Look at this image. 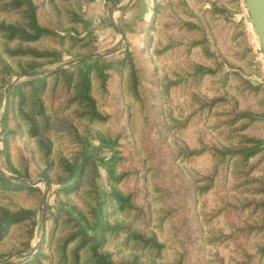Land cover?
Listing matches in <instances>:
<instances>
[{
  "label": "rangeland",
  "instance_id": "374dc122",
  "mask_svg": "<svg viewBox=\"0 0 264 264\" xmlns=\"http://www.w3.org/2000/svg\"><path fill=\"white\" fill-rule=\"evenodd\" d=\"M127 0L80 2L76 0H35L41 25L61 32L78 30L93 42L96 53L114 49L121 35L112 25L108 8ZM211 7L225 14L213 13ZM74 13L82 23L76 24ZM124 42L120 49L102 58L115 66L125 60L126 51L136 63L138 94L127 90L122 80L111 83L107 93L97 95L105 122L90 125L70 117L59 96L46 100L52 127L46 138L52 141L53 159L78 150L61 127L69 120L81 135L89 130L87 152L98 157L95 178L100 193L109 190L106 172L100 164L111 151L101 147L99 137L116 142L118 173L126 178L118 185L131 194L138 211L127 218L137 231L153 236L162 245L155 264H264V57L243 0H134L122 12L113 14ZM13 15L0 13V22H10ZM85 28V29H84ZM89 33V34H87ZM187 49L189 43H199ZM0 39V84L5 74L3 64L14 67L3 54ZM39 48H58L57 39L47 37L36 43ZM76 53V52H74ZM79 53V52H77ZM80 57V58H82ZM68 62L78 58H66ZM66 62V63H68ZM65 64V63H63ZM62 64V65H63ZM196 66L215 70L194 78ZM47 67L39 72H46ZM17 72L8 76L3 88L10 91L18 80ZM9 94V92H8ZM216 101L210 110L202 103ZM250 114L254 119L242 118ZM243 138L263 144V152L253 159L254 171L231 167L217 174L214 148L239 147ZM32 141H11L14 160L23 147L32 150ZM37 166V164H34ZM0 171L7 176L0 160ZM43 178L33 176L36 192L0 190V206L11 211L32 209L41 218ZM209 187L206 193L198 194ZM56 186H49L46 205L53 206ZM79 205L80 197H72ZM261 207V208H260ZM39 224L32 248L0 260L33 253L43 233ZM40 223V222H39ZM20 229L0 242V254L18 247ZM34 251L32 252V250Z\"/></svg>",
  "mask_w": 264,
  "mask_h": 264
},
{
  "label": "trees",
  "instance_id": "16d2710c",
  "mask_svg": "<svg viewBox=\"0 0 264 264\" xmlns=\"http://www.w3.org/2000/svg\"><path fill=\"white\" fill-rule=\"evenodd\" d=\"M97 0H76L80 2ZM117 3L118 0H103ZM213 13L225 14L223 9L211 7ZM35 0H0V13L13 15L10 22H0V39L3 41V54L14 63V67L4 63L6 75L0 84V113L4 106L3 88L8 76L13 72L25 75L45 70L43 76L22 78L15 82L9 91L6 108L0 121V160L6 172L0 171V190L5 192L31 191L42 196L39 187H33L20 180L33 176L46 180L53 190V206L46 205L43 220V233L39 245L31 254L14 259L0 260V264H155L160 258L162 245L153 236L137 231L127 218L138 211L131 194L124 193L119 184L126 173H118L116 142L110 138L99 137L101 147L108 148L111 156L99 159L106 172L109 190L100 193L95 178L99 176L95 153L87 152L89 130L81 135L77 126L69 120L63 121L65 133L76 144L78 150L69 157L60 155L53 159V143L46 138L52 127L51 115L46 100L59 96L70 117L90 125L105 122L107 115L98 106L97 95L108 92L111 83L126 76L127 90L138 94L139 77L136 63L131 53L126 51L123 62L112 66L100 57L83 61L76 65L59 68L68 62L66 58H80V50L85 54L95 52L93 42L86 41L78 30L55 31L40 24ZM76 24L82 21L74 13ZM85 29V28H84ZM89 34V33H87ZM57 39L58 48H39L36 43L41 39ZM199 43H189V47ZM76 52V53H74ZM79 52V53H77ZM262 52V51H261ZM215 70L196 66L194 78L215 74ZM216 101L202 103V109L210 110ZM254 119L250 114L239 115ZM27 139L32 141V150L23 147L22 154L14 160L11 155V141ZM217 174L229 172L231 167L246 169L251 174L256 165L250 161L263 152V144L250 138H243L239 147L214 148ZM37 164L35 166L34 164ZM209 187L200 189L207 192ZM264 191V186L262 188ZM72 197H80L79 205ZM264 207V204L260 205ZM260 207V208H261ZM139 214V211L137 212ZM38 212L32 209L11 211L0 206V242L21 230L18 247L0 258L25 252L32 248V242L39 226ZM264 253V247L262 248ZM176 264H181V260Z\"/></svg>",
  "mask_w": 264,
  "mask_h": 264
},
{
  "label": "water",
  "instance_id": "95a60500",
  "mask_svg": "<svg viewBox=\"0 0 264 264\" xmlns=\"http://www.w3.org/2000/svg\"><path fill=\"white\" fill-rule=\"evenodd\" d=\"M133 1L134 0H127L123 5H120V6L112 4L108 8L110 21L112 22V25L115 28V30L118 31L120 33V35H121V40L119 41L118 45L114 49L106 51L104 53H96V54H93V55H88V56L79 58V59H77L75 61H71V62L65 63V64L61 65L59 68L69 67V66H72V65H76V64H78L80 62H83V61H88V60H93V59H96V58H100L104 54L112 53V52L117 51L118 49H120L122 44H123V42H124V39H123V35H122L120 29L115 24V20H114L113 14L115 12H122V11L126 10L131 5V3ZM243 1H244L245 6H246V9H247V12H248V15H249V18H250V22L252 24L253 30L255 32V35L257 37V41H258V43L260 45V49H261L263 57H264V0H243ZM54 70L55 69H52L50 71H54ZM50 71H47V72H50ZM45 74H46V72H31V73H27L25 75H17L16 79H19L21 77L28 78V77H35V76H43ZM8 92L9 91L6 90V92L4 94V106H3V109H2V111L0 113V121H1L2 115L4 113V110L6 108V101L8 99ZM20 181H23V182H25L26 184H28L30 186L36 184V183H33V182L29 181V180H20ZM42 181L45 184V189L43 191L44 199H43V204H42V207H41V218H40V224L41 225H42V220H43L42 216H43V212H44V209H45L46 197H47V193H48V190H49V185L46 182V180L42 179ZM33 251H34V249L32 250V252ZM11 258H12V256L8 257L6 259L8 260V259H11ZM6 259H2V260H6Z\"/></svg>",
  "mask_w": 264,
  "mask_h": 264
}]
</instances>
